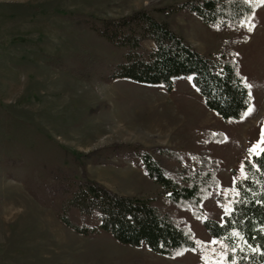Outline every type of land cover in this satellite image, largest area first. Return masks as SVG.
Here are the masks:
<instances>
[{
	"label": "rangeland",
	"instance_id": "rangeland-1",
	"mask_svg": "<svg viewBox=\"0 0 264 264\" xmlns=\"http://www.w3.org/2000/svg\"><path fill=\"white\" fill-rule=\"evenodd\" d=\"M179 1L183 0H0L1 263L238 264L237 250L224 248L228 244L223 239L211 236L205 219L222 220L225 207L232 210L237 183L246 176L245 161L253 159L248 150L260 141L264 129V4L253 0L255 11L240 29L207 26L188 10L171 22L176 32L214 58L221 56L226 41L230 43L253 96L252 111L242 120H224L210 110L192 76L176 77L172 89L128 78L81 80L46 59L61 54L76 66L73 53L83 46L109 57L123 51L76 26L68 14L102 18L147 7L161 19L159 9ZM144 45L155 47L151 40ZM115 143L176 147L190 164L206 149L219 160L220 184L203 202V218L167 204L194 231V249L169 257L146 245L123 244L107 231L79 234L31 194L34 171L44 177L52 164L75 168L78 155ZM112 161L89 160L86 169L91 178L122 194L156 192L158 186L140 158L115 156ZM73 215L79 223H99L98 214Z\"/></svg>",
	"mask_w": 264,
	"mask_h": 264
},
{
	"label": "trees",
	"instance_id": "trees-1",
	"mask_svg": "<svg viewBox=\"0 0 264 264\" xmlns=\"http://www.w3.org/2000/svg\"><path fill=\"white\" fill-rule=\"evenodd\" d=\"M255 8L253 0H183L160 8L161 19L147 7L135 9L130 14L102 18L92 14H68V20L76 26L95 32L123 51L109 57L83 46L73 53L76 66L67 64L61 54L46 55V59L48 64L81 80L110 82L128 78L164 84L172 89L176 77L192 76L210 110L224 120L238 121L245 117L253 96L239 72L230 43L226 41L221 56L214 58L176 32L171 22L176 14L188 10L207 26L240 29ZM148 40L153 41L155 47H146L144 42ZM115 156L121 160L140 158L147 174L158 186L156 192L122 194L90 177L86 169L89 160L108 164L114 162ZM252 157L245 161L246 176L237 183L238 196L232 210L222 220L205 219L211 236L237 246L238 264H264V167L261 166L264 153ZM75 161V168L52 164L44 177L36 170L31 183L33 197L52 208L65 226L85 236L107 231L123 244L146 245L169 257L196 247L194 231L182 224L167 204H176L192 210L195 217H204L202 204L220 184L219 160L208 150L203 149L195 155L194 164H190L184 161L176 147L149 148L139 143H115L80 154ZM73 211L83 217L98 214L99 223H79ZM233 232H238L243 242L236 237L229 239ZM234 257L230 254V259ZM0 264L3 263L0 261Z\"/></svg>",
	"mask_w": 264,
	"mask_h": 264
},
{
	"label": "snow or ice",
	"instance_id": "snow-or-ice-1",
	"mask_svg": "<svg viewBox=\"0 0 264 264\" xmlns=\"http://www.w3.org/2000/svg\"><path fill=\"white\" fill-rule=\"evenodd\" d=\"M260 3L261 4H264V0H260ZM249 31H251V27H249ZM249 88L251 87V85H247ZM252 111L251 108H249L248 112L245 113V115H248L250 114ZM261 145H264V129H262L261 131V139L260 141L255 144L252 148H250L248 151H249V154L252 155V154H257L259 155L260 153H264V147H261ZM261 166L264 167V159H262L261 161ZM259 170V169H258ZM242 173H243V168L241 169ZM231 209L229 207H225V212L228 213L230 212ZM233 237H236V238H239L242 242H243V237L240 236V234L238 232H233L230 234L229 236V239H232ZM213 243H216L215 241H213ZM224 248L226 249H229L231 251H235L236 250V245L235 244H232V245H223ZM243 249H241L242 251ZM253 251H256L255 249H252ZM264 254V253H262ZM232 264H235V261H232Z\"/></svg>",
	"mask_w": 264,
	"mask_h": 264
}]
</instances>
